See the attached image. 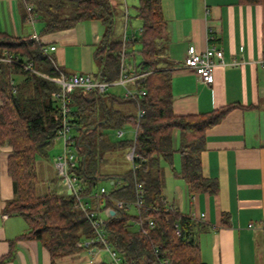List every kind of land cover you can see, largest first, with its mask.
I'll use <instances>...</instances> for the list:
<instances>
[{"label":"trees","instance_id":"obj_1","mask_svg":"<svg viewBox=\"0 0 264 264\" xmlns=\"http://www.w3.org/2000/svg\"><path fill=\"white\" fill-rule=\"evenodd\" d=\"M22 1L26 20L32 15L43 23V35L68 30L90 20L107 26L95 54L98 70L92 77L115 82L121 76L123 59L132 58L126 72L134 73L136 78L129 86L146 91L138 102L81 88L71 96L72 123L78 132L74 137V152L80 158L72 174L81 181L90 210L116 209L117 214L103 227L108 244L128 264H158L154 246L172 264H205L200 247L192 237L197 221L174 207L168 209L164 202L163 164L173 165L178 152L181 156L179 177L185 181L190 194L217 193V180L202 173L200 155L205 150L206 132L219 124L232 106L199 115L174 113L172 69L161 65L166 29L163 0H138L135 17L140 21V34L127 42L124 38L111 39L112 0ZM3 58L11 61L0 60V147L12 148L8 169L15 193L6 205V213L23 217L28 229L22 237L41 242L49 252L51 264H61L70 255L82 256L85 251L78 243L94 237L95 231L86 214L76 207L73 197L59 194L58 187L42 192L38 175L37 163L49 158L61 128L60 106L53 100V94L60 87L45 77H56L59 72L46 45L32 38L0 33V59ZM29 64L33 65V71L25 70L24 65ZM129 105L137 108L135 113L127 111ZM139 108L144 111L141 119H138ZM127 126L137 129L135 139L113 141L110 132ZM175 131L180 133L179 149L174 147ZM133 144L139 155L136 170L131 167L117 173V169L104 167L117 153L125 160ZM101 181L112 185L107 194H100ZM136 182L144 186L143 206L138 210L118 209L117 202H135ZM138 219L152 220L155 226L143 234L135 224Z\"/></svg>","mask_w":264,"mask_h":264},{"label":"crops","instance_id":"obj_2","mask_svg":"<svg viewBox=\"0 0 264 264\" xmlns=\"http://www.w3.org/2000/svg\"><path fill=\"white\" fill-rule=\"evenodd\" d=\"M255 1H162L166 29L161 65L172 69L174 113L199 115L232 106L206 132L205 150L200 155L202 173L217 180V193L190 194L179 177L178 152L172 168L163 164L171 187L165 188L166 201L197 221L192 237L205 264L264 263V0ZM25 12L22 0H0V33L14 38L37 35L48 50L55 46L48 53L66 74L97 72L95 50L103 36L100 21H83L74 28L43 35V23H30ZM190 46L200 52L209 48L223 51L226 64L216 66L212 84H205L184 67ZM174 147H180L179 131L174 132ZM11 153L10 146L0 147V264H51L41 242L22 237L28 229L24 218L6 213L7 203L15 197L8 169ZM49 160L37 163L42 192L58 186ZM129 169L131 166L115 172ZM51 170L54 178H49Z\"/></svg>","mask_w":264,"mask_h":264},{"label":"built area","instance_id":"obj_3","mask_svg":"<svg viewBox=\"0 0 264 264\" xmlns=\"http://www.w3.org/2000/svg\"><path fill=\"white\" fill-rule=\"evenodd\" d=\"M30 11L31 9L28 8V12ZM28 21L30 23H35L36 20L32 15H29ZM32 39L40 42V38L37 35L33 36ZM124 41H129V38L125 36ZM55 50L56 47L51 46L48 52H54ZM0 60L10 62L11 58H3ZM52 62L55 65L56 70L59 72V75L56 77L44 76L60 87V90L53 94V100L60 106L62 115L61 128L58 135L54 139V141L61 142L63 146L62 153L58 154L53 160L57 177L59 178L57 191L63 196L73 197L76 200V207L81 209L86 214L87 219L95 231L94 237L78 243L77 246L84 249L91 264L96 263L100 259L99 257L102 252H106L108 254V264H128L125 259L108 244L103 228L107 220L117 214L116 209L109 208L104 212L90 210L87 198L83 194L81 181L77 176L72 174V170L77 166L80 158L74 152L75 135L72 134L74 127L71 117V96L77 89L80 88L88 92L97 91L98 93L103 94L106 93L112 85L119 84L124 86L126 89L125 98L133 99L138 102L141 97L146 95V91H139L130 88L129 84L134 81L136 75L134 73L128 74L126 72L124 68V59L122 63L121 76L115 82H102L94 79L92 75L89 74H66L60 70L54 60H52ZM218 64H226L222 50L209 48L204 52H200L195 46H190L188 49V55L185 58L184 67L186 69L193 70L205 84H212L214 70ZM232 65H237V63H233ZM24 68L26 71H33L32 64L24 65ZM143 114L144 111L139 108L138 119H141ZM135 131L137 134V129H135ZM123 135L124 132L119 130L118 136L122 137ZM138 158L139 155L136 151L135 145L133 144L127 152V159L132 163L133 170L137 169L136 160ZM135 186V202L130 204L117 202L116 206L118 209L127 208L128 210H138L143 206L145 201L144 186L140 182H136ZM107 192V189L104 187L100 190V194H107ZM164 202L166 203L168 209H172L173 206L171 204H169L166 200H164ZM111 211H115V215H112L110 213ZM203 217L204 214H202L201 218ZM135 224L143 234H146L148 229L154 228L155 226V223L152 220L146 221L143 219H138ZM252 226L253 225H249V227ZM262 228L264 230V222ZM177 232L178 234L180 233L179 230ZM153 250L155 255L158 257V264H172L171 260L165 256V253H163L159 247L154 246Z\"/></svg>","mask_w":264,"mask_h":264},{"label":"rangeland","instance_id":"obj_4","mask_svg":"<svg viewBox=\"0 0 264 264\" xmlns=\"http://www.w3.org/2000/svg\"><path fill=\"white\" fill-rule=\"evenodd\" d=\"M112 1H113L114 5L112 6V10H111L113 12V29H112L111 39L112 38L113 39H123V38H125V36L127 38L128 37L130 38L133 36H139V34H140V27H139L140 21H139V19H137L135 17L137 14L136 7L138 6V0H112ZM102 26H103V34L102 35H104V32L106 31L107 26H104V25H102ZM136 48L138 49V47H136ZM97 49H98V47H96L95 52L97 51ZM164 51H165V47H164ZM136 57H137V60H139V56L137 55ZM131 59H125L124 60L125 70L128 68L129 64L132 63ZM75 63H76V61H75ZM96 65H97V63H96ZM97 70H98V65H97ZM107 92L110 94L116 95V96L125 97L126 89L122 85L114 84L107 90ZM136 109H137L136 107L129 105V108L127 109V111H129L131 113H135ZM118 131L119 130H113L110 132V136L113 139V141H115V142H118L121 140H134L135 139V135H136L135 128L127 126V128L122 130V131H125V134L122 137L118 136ZM77 133L78 132H76V131H72L73 135H76ZM53 145H54V147L51 149L52 151L49 154V159H50L49 161L51 163V166H52L53 160L55 158L54 156L60 151L58 149L62 146V143L59 141H54ZM128 166L132 167V163L128 159L126 161V160L118 157V153H117L114 155V159H110V161L104 167L120 170V169H127ZM165 167H166V171H170V168H172L171 166H170V168L168 166H165ZM50 175L51 176L49 178H54L55 177V171L51 170ZM166 185H167V183H166ZM41 186H42V184H41ZM100 186L106 187L107 190L112 189V185L108 181H101ZM165 188H167L168 190H169V188H171L169 186V182H168V185L165 186ZM165 193H166V191H165ZM19 217H21V216H19ZM82 253H83L82 256L80 254L76 253L74 255H70V256L66 257L65 259L62 260L61 264H89L90 259L85 256L84 252H82ZM99 258L100 259L96 263H99V261L107 263L109 260V256L106 252H102V254Z\"/></svg>","mask_w":264,"mask_h":264},{"label":"water","instance_id":"obj_5","mask_svg":"<svg viewBox=\"0 0 264 264\" xmlns=\"http://www.w3.org/2000/svg\"><path fill=\"white\" fill-rule=\"evenodd\" d=\"M69 194H70V192H69ZM110 213H111L112 215H115V211H111Z\"/></svg>","mask_w":264,"mask_h":264}]
</instances>
